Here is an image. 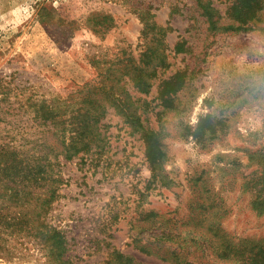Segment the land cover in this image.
<instances>
[{"label":"rangeland","instance_id":"374dc122","mask_svg":"<svg viewBox=\"0 0 264 264\" xmlns=\"http://www.w3.org/2000/svg\"><path fill=\"white\" fill-rule=\"evenodd\" d=\"M201 1L223 17L231 3ZM258 15L249 30H223L195 0H0V145L35 137L27 96L75 102L92 81L121 97L162 145L152 163L143 132L107 100L103 160L89 170L66 163L70 181L52 211L76 264H105L113 249L142 264H248L241 251L264 246V210L254 204L264 171V11ZM144 24L157 28L142 33ZM148 50L165 53L164 63L141 57ZM133 65L151 84L146 91ZM202 202L206 212L197 209ZM38 240L0 233V248L9 249L0 264H43ZM161 240L191 254L178 262ZM143 243H153L150 253Z\"/></svg>","mask_w":264,"mask_h":264},{"label":"trees","instance_id":"16d2710c","mask_svg":"<svg viewBox=\"0 0 264 264\" xmlns=\"http://www.w3.org/2000/svg\"><path fill=\"white\" fill-rule=\"evenodd\" d=\"M195 1L213 29L249 30L259 18L258 14L264 11V0H230L226 16L223 17L214 12L216 9L212 6V2ZM222 18L229 20V23L224 24L225 20L221 22ZM150 28L154 30L157 27L144 24L142 33ZM165 32L164 28L158 27L156 33L164 39ZM166 56L165 53L155 54L151 50L141 55L151 59L158 58L162 64ZM151 59L149 62L152 61ZM132 68L134 77L136 76L134 79L138 78L142 91H146L145 88L150 87L151 84L136 75L138 71L136 65ZM109 70L110 68L108 72L100 73V75L108 74L109 76ZM111 70L114 69L111 68ZM109 79L110 77L107 78ZM95 84L98 85L94 81L86 83L82 91H78L77 100L71 95L75 102L69 97L62 99L52 96L35 99L32 94L27 96L25 111L30 112L32 119L37 123L34 127L35 137L27 139L22 145L14 144L10 147L0 145V187L3 189L0 198H4L0 205V233L7 232L12 235L15 232L19 234L25 231L39 239V251L44 258L43 264H76L72 256L67 254L70 251L69 236L61 225L57 224V216L53 215L52 211L55 208L54 203L60 197L61 187L70 181V177L65 178L66 163L77 160L76 164H79L80 168L88 165L89 170L90 164L94 163L96 166L100 164V160L106 153L107 130L104 129L103 121L108 112L105 106L107 100H111V106H115L116 113L124 118L134 133L143 132L142 137L147 147L150 146V150L154 152L152 163L162 156L161 143L153 137L152 133L145 132L137 112L125 102L123 103V99L119 96L113 95L112 100L105 86L98 87ZM97 91L100 96H96ZM166 101H171L170 97ZM104 161L107 162L105 158ZM257 178L258 182L255 184H261L260 190L264 191L263 170ZM263 191H259L254 200V204L261 210H264ZM12 206L27 209L26 211L17 210L12 209ZM197 209L206 212L203 202L199 203ZM200 211L196 217L202 225L205 219L200 216ZM158 226L162 229L166 228V225ZM161 242L162 245L159 248L163 249V252H168L169 256L176 257L178 262L191 254L190 252L185 254L183 245L171 248L166 245L164 247V244L170 241L161 240ZM107 246L109 248L110 243ZM152 246L153 243L138 245L141 251L148 253L151 252ZM223 247L221 245V252ZM256 248L255 251L253 249L241 251L248 264H264V249H262L264 246ZM8 250L6 246L0 248V252ZM154 254L161 256L158 251ZM105 264L142 263L132 256L124 255L120 250L113 249L108 254Z\"/></svg>","mask_w":264,"mask_h":264}]
</instances>
